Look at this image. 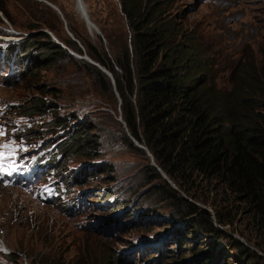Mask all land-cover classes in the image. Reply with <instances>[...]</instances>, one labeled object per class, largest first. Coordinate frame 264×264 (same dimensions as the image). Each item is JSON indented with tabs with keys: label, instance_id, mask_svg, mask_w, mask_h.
Masks as SVG:
<instances>
[{
	"label": "rangeland",
	"instance_id": "374dc122",
	"mask_svg": "<svg viewBox=\"0 0 264 264\" xmlns=\"http://www.w3.org/2000/svg\"><path fill=\"white\" fill-rule=\"evenodd\" d=\"M55 1L56 3L51 2L57 7H63L70 20L85 33L83 35L87 36V40L98 46L103 44L107 49V37L101 27L91 19L98 29L93 27L89 31L76 0ZM5 2L11 18H7L0 9V35L16 37L14 41L19 40V45L24 46L20 52L25 54L19 57L22 65L27 62L26 67H22L23 72L27 68L35 70L33 74L25 73L22 80L14 84H0V109L8 110V116L13 120H22L26 124L25 128H32L31 134L26 135L28 142L22 152L39 145L37 143L42 138L35 139L33 134H42L45 130L52 129V124L49 123L48 126L45 122L53 116L67 121L68 125L64 131L58 130L54 134L45 135L41 147L47 144L48 148L55 149L57 146L59 149L63 140L75 136L81 125L87 127V142L81 145L86 150L85 153L63 157L57 165L63 175L67 172V177H74L69 192L59 201L44 202L34 190L0 184L1 262L207 264L210 254L219 248L230 255L222 263L239 264L240 261L231 256L235 248H232L227 234L263 254L227 225L215 222L224 234L205 232L202 225L195 222L197 214H189L188 206L180 204L175 207L177 200L169 196L163 197L155 191L158 190L156 185L162 182L160 179L147 182L151 178V172L148 171L146 161L138 151L130 149L123 142L120 129L123 128L126 134L128 132L118 117L120 111L117 93L113 87V93L106 91L81 64L84 58L78 57L76 54L79 52L70 44L72 40L80 47L82 44L67 30L65 15L61 10L58 11L51 5L58 13L61 23L56 20L54 13H46L58 23L60 36L47 27L41 28L50 31L51 39H57L69 55H57V59L42 63L45 61L46 50L39 48L36 42L41 43L44 38L28 33L34 20L28 12L21 9L19 0ZM83 3L107 29L115 28L118 31L120 18L126 25L117 0H83ZM192 4V10L182 20L184 26L197 22L198 29L217 49L234 52L249 46L257 54L258 43L264 34V0H192ZM33 37L36 39L30 40V44L35 45H29L25 50V44ZM10 41H0V46L9 44ZM108 79L111 82L109 77ZM39 97L47 103V110L41 116L33 115L32 118L14 115L13 112L16 111L23 113L31 110L26 106L33 105ZM19 137L25 136L19 134ZM144 152L149 156L145 149ZM149 162L153 164L151 158ZM93 164L96 167L94 171L83 170L88 165L93 167ZM63 166L66 168H62ZM156 168L158 169L157 166ZM158 171L172 187L186 196L163 170ZM83 193L87 196L85 207L73 210L69 203L72 201L71 197ZM188 199L201 209L212 210L200 198L188 196ZM119 213L124 222L121 228L105 233L106 227L95 223L100 217L114 214L119 216ZM139 244L143 245L142 252L141 248L138 247L135 251L133 247ZM4 251L12 256V260H7ZM203 260L206 261L203 263Z\"/></svg>",
	"mask_w": 264,
	"mask_h": 264
},
{
	"label": "trees",
	"instance_id": "16d2710c",
	"mask_svg": "<svg viewBox=\"0 0 264 264\" xmlns=\"http://www.w3.org/2000/svg\"><path fill=\"white\" fill-rule=\"evenodd\" d=\"M19 2L34 20L28 31L47 27L60 36L58 23L46 13H54L59 23L61 20L49 4L42 0ZM117 3L126 22L125 25L120 18L118 31L102 26L86 8L89 18L106 35L107 49L87 40L63 7H58L83 48L74 40L70 45L79 53L85 50L113 75L121 98L119 109L129 133L149 149L155 163L186 196L161 176L144 149L121 128L124 144L138 151L146 161L151 172L147 182L162 181L155 191L179 201L175 207L188 206L189 214H197L195 222L205 232L224 234L215 222L227 225L263 252L260 254L227 234L235 248L231 256L239 264H264V34L257 54L249 46L227 52L213 47L197 22L183 25L182 20L192 10V0H117ZM0 9L11 18L5 0H0ZM35 36L44 38L41 43L36 42L46 50L42 63L57 59V55H69L48 33ZM33 39L36 38L25 44V50L35 45L30 44ZM19 44H8L5 51L18 53L24 47ZM81 64L106 91L113 93L112 83L97 65L86 59ZM30 73H35L34 68L28 69ZM46 104L39 97L33 105L26 106L31 110L13 113L16 117L41 116L47 110ZM6 121L8 127H16L25 137L32 132L22 120L8 116ZM45 123L48 126L51 123L52 129L33 134L34 138L54 134L68 125L54 116ZM86 139L87 127L81 125L75 136L61 143L62 157L85 153L81 145ZM95 168L93 164L87 169ZM72 179L73 176L65 179L67 187ZM188 196L200 198L212 210L199 208ZM4 254L7 260H12L11 255ZM228 256L216 248L207 264H224ZM0 264L9 263L0 261Z\"/></svg>",
	"mask_w": 264,
	"mask_h": 264
},
{
	"label": "clouds",
	"instance_id": "9594fccd",
	"mask_svg": "<svg viewBox=\"0 0 264 264\" xmlns=\"http://www.w3.org/2000/svg\"><path fill=\"white\" fill-rule=\"evenodd\" d=\"M42 1L46 2L47 4H49L47 1L51 2L50 0H46V1L42 0ZM54 6H53L54 8L60 11L59 7H57L55 4ZM65 26L68 28L67 23L65 24ZM11 41H14V39ZM10 42H8L9 45L10 44L17 45L18 43H20L19 40H16V42L14 41L12 43ZM7 46L8 44H4L0 46V84H4V85L14 84L15 82L21 81L23 75L25 73L28 74V69H29L27 68L23 72L22 67L25 68L27 62L25 61L26 63L22 65L21 61H19V57L24 52H20L21 50H19L18 53H13L8 51L6 52L5 50ZM81 47L83 48V46ZM113 89L117 93L116 87L115 88L113 87ZM7 111L8 110H5L3 108L0 109V184L4 186L17 185L24 190H29V191L34 190L40 197H42L41 201L48 203L56 202L59 201L60 199H63L64 198L63 195L69 192V189L71 187L70 185L71 181H73L72 179L67 187L65 179L71 178L73 175L67 177L68 175L67 172H65L66 175H63L62 170L57 168V165H59L61 159L63 158L62 153L59 152L60 148L58 149L57 146L55 147V149H53L52 147L48 148L47 144L45 147H41V145H43L42 142L44 140L42 139L44 137L40 136L38 138H42V139L38 141L37 143L39 144L38 146H36L34 149L30 151L22 152V148L28 142V138L27 137L20 138L19 137L20 132L16 127L7 126V121H6V118L8 117V113H6ZM21 116L24 115L21 114ZM124 127L126 128L130 136L131 134L129 133L128 128L125 125ZM88 167H90V165H88L87 168ZM62 168H66V166H63ZM87 168L85 169L83 168V170H87ZM71 198L72 201L71 202L69 201V203H71L73 210L75 209L80 210L85 207L86 204L84 203L86 202L87 196L84 193L81 195H77L74 198L73 197ZM95 223L96 225L99 226H105L106 227L105 233H108L115 228H121L122 224H124L120 213L119 216L114 214L110 216L100 217L96 220ZM98 228L100 229L101 227ZM133 247L135 251H137L138 247L142 249L141 252L144 249L142 248L143 245L141 244L135 245ZM4 253L6 252L4 251ZM147 263L143 262L141 264H147Z\"/></svg>",
	"mask_w": 264,
	"mask_h": 264
},
{
	"label": "water",
	"instance_id": "95a60500",
	"mask_svg": "<svg viewBox=\"0 0 264 264\" xmlns=\"http://www.w3.org/2000/svg\"><path fill=\"white\" fill-rule=\"evenodd\" d=\"M45 1H46V0H45ZM80 1L82 2V4H81V5H82V11H81V12H82V15L85 17V20H86V22H87V25H88V29H89V31H91V30H90V27H91L90 24H92L93 27H95L96 29H98L97 26L95 25V23L92 22V21L89 19L88 15L86 14V10H85V7H84V4H83V1H82V0H80ZM47 2H48L50 5L54 6V4H52L51 2H49V1H47ZM54 7H55V6H54ZM66 28H67V27H66ZM67 30H68L69 33L72 35V37L75 39V36L72 34V32H71L68 28H67ZM41 32L50 33V32H49L47 29H45V28H40V29H38V30H32L30 33H31V34H35V33H41ZM55 42L59 43V41H58L57 39H55ZM80 56L86 58L89 62H91V63L97 65L102 71H104L105 74H107L108 77L110 78V80L112 81V83H113V87L115 88L114 78H113V76H112V74H111V72H110L109 70H107L105 67H103L102 65H100L97 61H95V60H93L91 57H89L85 51H84V53L81 54ZM80 56H78V57H80ZM117 96H118V98H119V102H120V97H119L118 92H117ZM119 119H120V120L123 122V124L126 126V124H125V120L123 119L121 112L119 113ZM126 127H127V126H126ZM130 136H131V135H130ZM131 137L134 139L133 136H131ZM134 142H135L136 145L142 147L143 149H145V150L147 151V153L149 154V156H150V158H151L153 164H154L155 166H157L158 169L160 170L159 166L155 163L154 158H153V155L151 154V152L149 151V149H148L145 145H143L142 143L138 142L136 139H134ZM161 170H162V169H161ZM161 172H162V174L164 173L163 171H161Z\"/></svg>",
	"mask_w": 264,
	"mask_h": 264
},
{
	"label": "bare ground",
	"instance_id": "6f19581e",
	"mask_svg": "<svg viewBox=\"0 0 264 264\" xmlns=\"http://www.w3.org/2000/svg\"><path fill=\"white\" fill-rule=\"evenodd\" d=\"M77 1V4H78V8H79V10L80 11H82V2L80 1V0H76ZM85 10H86V8H85ZM86 14H87V11H86ZM88 15V14H87ZM90 30H92L93 29V25L92 24H90ZM13 39H16V37L14 38V37H3V36H1L0 35V41H7V40H13ZM77 56H80L81 54H76ZM81 57V56H80ZM81 58H84V57H81ZM84 59H86V58H84Z\"/></svg>",
	"mask_w": 264,
	"mask_h": 264
}]
</instances>
